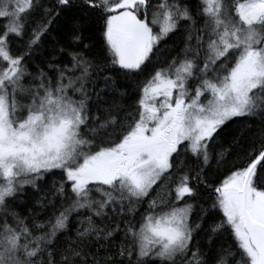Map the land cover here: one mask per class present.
Returning a JSON list of instances; mask_svg holds the SVG:
<instances>
[{
	"label": "snow or ice",
	"instance_id": "1",
	"mask_svg": "<svg viewBox=\"0 0 264 264\" xmlns=\"http://www.w3.org/2000/svg\"><path fill=\"white\" fill-rule=\"evenodd\" d=\"M0 264H264V0H0Z\"/></svg>",
	"mask_w": 264,
	"mask_h": 264
}]
</instances>
